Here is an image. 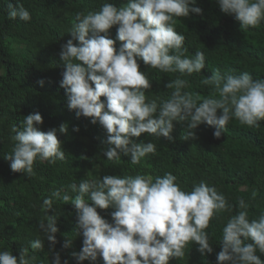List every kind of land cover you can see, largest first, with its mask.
I'll return each instance as SVG.
<instances>
[{
	"label": "clouds",
	"instance_id": "9594fccd",
	"mask_svg": "<svg viewBox=\"0 0 264 264\" xmlns=\"http://www.w3.org/2000/svg\"><path fill=\"white\" fill-rule=\"evenodd\" d=\"M215 2L242 28L257 27L264 20V0ZM195 5L196 0H127L124 6L104 2L97 12L76 14L67 31L71 38L59 51L64 65L59 86L65 90L69 110H75L78 118H91L90 123L98 122L105 130L107 139L102 143L108 145L103 152L107 160L119 161L122 154L130 157L131 164H140L146 155L156 153L157 146L152 142L135 143L130 137L147 133L172 141L174 121L187 123L182 135L187 140L195 139L193 130L201 123L214 126L213 136L219 139L230 119L249 127L264 120V80H253L248 72L221 74L216 69L202 81L214 88L216 95L202 100L182 92L188 81L177 77L165 86L175 89L168 99L159 104L156 100L146 102L145 90L151 84L139 70L138 60L163 73L191 75L205 68L203 52L185 56V37L174 28L176 18L201 13ZM7 16L24 22L31 19L22 4L13 6L9 2ZM113 26H117L116 40L122 42L119 48L109 38ZM36 83L42 87L45 82L41 79ZM42 123L41 114L35 112L25 116L19 128L13 126L14 147L4 157L11 161L12 172L30 177L37 159L49 164L65 160L58 134H65L68 124L45 132L40 130ZM73 131L79 128L74 126ZM176 181L170 172L155 178L142 174L104 175L70 183L66 190H54L43 200L45 216L39 224L49 242L51 264H62L60 253L53 251L58 217L48 215L56 199L75 209V229L83 237L80 251L70 253L76 264L86 260L94 264L97 257L103 264H169L170 259L184 257L189 242L198 245L196 250L202 256L212 253L205 230L214 215L231 211L232 205L214 186L200 182L185 191ZM238 207L240 210L222 228L216 264H264L256 254L257 250L264 254V212L250 220L243 199ZM109 208L113 209L111 222L97 212ZM44 246L43 239L29 242L33 252ZM71 246L72 240L65 239L62 247ZM35 260L28 249H22L18 257L0 251V264H33ZM63 264L68 260L64 259Z\"/></svg>",
	"mask_w": 264,
	"mask_h": 264
},
{
	"label": "trees",
	"instance_id": "16d2710c",
	"mask_svg": "<svg viewBox=\"0 0 264 264\" xmlns=\"http://www.w3.org/2000/svg\"><path fill=\"white\" fill-rule=\"evenodd\" d=\"M8 2L13 6L22 4L31 19L28 22L9 19ZM104 2L118 7L127 4V0H0V251L7 250L18 257L22 249H28L29 255L36 256L33 264H51L49 242L39 224L45 216L43 200L54 190H66L70 183L79 184L84 179L104 175L142 174L155 178L170 172L185 191H191L200 182L216 187L232 209L214 215L205 230L212 253L202 256L196 250L198 245L189 242L184 257L170 259L169 264H216L222 228L240 210L239 200L248 205L250 220L264 212V120L258 121V126L249 127L230 119L219 139L213 136L214 126L201 123L193 130L195 139L187 140L182 139L187 123L174 121L172 141L147 133L130 137L135 143L152 142L157 146L156 153L146 155L140 164H131L130 157L122 154L119 161L107 160L103 152L108 145L102 143L107 139L105 130L98 122L90 123L91 118H78L75 110H69L65 90L59 86L64 71L59 51L71 38L67 31L76 14L97 12ZM195 6L201 8V13L176 18L174 28L185 37V56L203 52L205 68L191 75L163 73L138 60L139 70L151 84L145 90L146 102L156 100L159 104L168 99L175 89L165 86L177 77L188 81L182 92L201 100L216 95L214 88L202 83L216 69L221 74L248 72L253 80H264V20L257 27L242 28L233 15L220 11L215 0H196ZM116 29L113 26L109 30V38L119 48L122 42L116 40ZM41 79L45 82L42 87L36 83ZM35 112L43 119L41 131L58 128L62 123H67L68 129L65 134H58L65 160L49 164L37 159L33 164L34 174L29 177L12 172L11 161L4 157L14 147L13 126L19 128L24 117ZM74 126L79 128L78 132L73 131ZM112 211L111 208L97 209L109 222ZM48 215L58 217L53 251L60 253L62 264L64 259L68 264H76L70 253L80 251L83 237L75 229L74 206L56 199ZM38 238L45 240V246L33 252L29 242ZM65 239L72 240L68 249L62 247ZM256 254L264 261V254L259 250ZM94 264H103L102 258L97 257Z\"/></svg>",
	"mask_w": 264,
	"mask_h": 264
}]
</instances>
